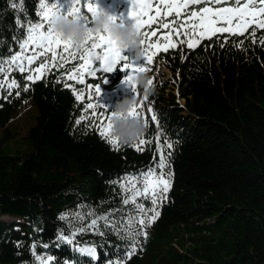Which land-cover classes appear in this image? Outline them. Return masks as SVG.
I'll return each instance as SVG.
<instances>
[{
    "label": "trees",
    "instance_id": "trees-1",
    "mask_svg": "<svg viewBox=\"0 0 264 264\" xmlns=\"http://www.w3.org/2000/svg\"><path fill=\"white\" fill-rule=\"evenodd\" d=\"M73 1L58 0L60 11L67 15ZM36 7L37 0H0V56L10 59L9 48L17 47L15 21L18 17L23 22L25 13L35 21ZM82 11L91 27V13ZM262 32L256 33L257 43L233 35L223 48L213 37L194 50L178 45L159 52L151 70L142 72L153 81L147 94L135 82L138 73L133 75L135 91L123 82L112 94L96 93V80L85 75V83L76 84L85 99L77 101L63 82H53L64 69L28 82L25 92L22 77L27 73L13 68L5 79L14 77L20 88L7 98L0 93V264H40L35 257L48 255L53 257L49 264H90L91 257L74 251L77 245L96 247L95 264L119 260L117 253L126 242L111 225L121 228L133 205L122 202L127 193L113 181L151 165L154 152L147 145L144 151L127 146L115 151L93 127H86L91 121H75L84 103L91 102L107 124L117 102L143 92L148 100L142 98L137 108L149 122L143 138H151L154 149L156 137L163 144L167 136L173 144L165 149V155L171 152L173 178L159 218L146 229L147 239L141 238L136 254L123 264H264ZM240 40L242 47H235ZM210 43L214 46L205 50ZM163 68L171 71L170 77ZM106 74L113 83L119 80L118 71ZM27 98L36 110L28 141L24 148L9 151V126ZM149 104L158 124L151 120ZM100 216H108V228ZM92 218L98 227L70 237L72 245L57 240L61 232L69 235L70 228L87 227Z\"/></svg>",
    "mask_w": 264,
    "mask_h": 264
},
{
    "label": "snow or ice",
    "instance_id": "snow-or-ice-1",
    "mask_svg": "<svg viewBox=\"0 0 264 264\" xmlns=\"http://www.w3.org/2000/svg\"><path fill=\"white\" fill-rule=\"evenodd\" d=\"M75 4L77 6L72 7L68 15L79 14L88 23L89 18L83 15V8L91 13V18L99 8L92 0H87L86 4H82L81 0H75ZM193 5L203 6L197 9L191 7ZM13 7H16V4H13ZM58 11H60L58 0L56 3H50L49 0H37L35 21L28 17L27 13L24 14L23 22L17 17L15 21L17 33L13 37L17 47L15 50L9 48L10 59L0 56V93H4V98L11 95L12 89L20 88L14 77L5 79L13 68L18 73H27L22 77L25 82L23 87L25 92L30 86L28 82L35 83L46 77L53 69H64L59 73V78H54L53 82H63L64 87H69L73 92L75 100L83 102L84 92L78 90L76 84H84L85 75L95 77L98 72L112 73L119 65L120 71L129 73L123 82L132 86L135 91L133 75L150 71L154 57L161 51L168 52L170 48L176 49L178 45L194 50L201 45L202 41H212L213 37H216L219 47L223 48L227 45L229 37L233 35L245 36V39L251 38L252 43H257V31L264 30V0H155V2L153 0H132V9L129 14L135 20L144 45V62L135 64L123 54L126 49L118 47L110 37L102 32H90L85 46L79 49L74 47L70 41L62 39L51 25L52 16ZM21 28L26 35L20 33ZM249 28L252 30L248 31ZM143 29L147 31H142ZM224 33H228V36H223ZM152 37L155 39L153 40ZM259 43L264 45V40H259ZM243 44L244 40L234 42L235 47H242ZM213 46L210 43L205 46V50ZM93 53L96 55L95 59ZM76 61L79 63H75ZM34 63L35 67H32ZM69 63H72L73 67L68 68ZM68 81L74 83L69 85ZM103 83H107L106 78ZM152 83V80L148 81L149 86ZM94 91L100 93L101 87L96 85ZM16 94L19 95V91ZM88 95L91 96L92 93L89 92ZM143 99L147 101L148 96L145 95ZM96 108L97 106L91 102L84 103L83 114L75 123L91 121L86 127H93L115 151H120L124 146L136 151H144V146L147 145L148 150L154 152L151 165L113 181L118 184L123 193H127L126 196H122V202L125 205L129 203L133 205L131 214L127 217L126 223L122 222L121 228H117L114 223L111 225L118 239L126 243L117 253L119 260H108L106 264H123V261L136 254L141 238L147 239L146 229L159 218V208L167 201L166 194L171 189L173 173L168 163L171 152L165 155V149H171L173 144L168 141L167 136H164V143L161 144L159 135L156 137L154 149L151 138L142 137L134 143L123 144L110 134L111 118L107 124H104L103 114H97ZM129 115H140L137 106ZM151 120L158 124L155 113H152ZM145 123L148 125L147 119ZM165 168L168 170L165 171ZM138 199L139 202H137ZM75 215L83 219L78 213ZM60 219L65 220L67 217L61 216ZM99 219L105 222L106 228L109 227L108 216H100ZM97 227V218H92L87 227L81 225L79 229L70 228L69 235L66 236L61 232L57 235V240L72 245L73 239L70 237H74L78 232H87ZM97 234L103 235L102 232H97ZM36 246V244L31 245L34 255ZM42 247L47 248L48 245L44 244ZM74 251L91 257L93 260L97 259L96 247H76ZM35 258L40 264H49L53 260L51 255ZM62 264H67V262L63 261Z\"/></svg>",
    "mask_w": 264,
    "mask_h": 264
},
{
    "label": "clouds",
    "instance_id": "clouds-1",
    "mask_svg": "<svg viewBox=\"0 0 264 264\" xmlns=\"http://www.w3.org/2000/svg\"><path fill=\"white\" fill-rule=\"evenodd\" d=\"M83 20V22H82ZM53 30L64 40L70 41L74 47L83 48L90 32L104 33L120 48L132 52L136 60L144 57L143 37L135 24L118 22L117 18L105 8H98L91 18V27L79 14L66 15L56 12L51 19ZM93 58H96L93 53ZM135 82L145 92L150 91L146 73H138ZM137 97H125L115 105L111 116L110 134L123 144L134 143L142 138L147 131V124L142 114L130 116L129 113L137 106Z\"/></svg>",
    "mask_w": 264,
    "mask_h": 264
},
{
    "label": "rangeland",
    "instance_id": "rangeland-1",
    "mask_svg": "<svg viewBox=\"0 0 264 264\" xmlns=\"http://www.w3.org/2000/svg\"><path fill=\"white\" fill-rule=\"evenodd\" d=\"M99 4L103 6V0H98ZM113 3H107V5H104L103 8H109ZM230 6V5H229ZM130 9H128V5H125L123 9L120 11V17L122 23L125 24H135L134 18L130 16ZM124 50L123 54L127 57L132 55V52L126 53ZM131 60L135 64H139L140 60H136L134 54L131 57ZM166 73L167 77H170L171 71L163 68ZM103 83V82H102ZM36 113L35 107L30 99H24L22 102V105L19 107L18 111L14 115L12 122L10 124V129L12 133L11 139L6 143V148L9 151H15L16 148H24L26 146V142L28 139H26V134L28 132V128L30 125L34 122V114ZM2 134V131L0 130V135Z\"/></svg>",
    "mask_w": 264,
    "mask_h": 264
},
{
    "label": "bare ground",
    "instance_id": "bare-ground-1",
    "mask_svg": "<svg viewBox=\"0 0 264 264\" xmlns=\"http://www.w3.org/2000/svg\"><path fill=\"white\" fill-rule=\"evenodd\" d=\"M99 86H100V87H101V89H103V90H104V89H105V90L107 89V88H105V85H104L102 82H101V83H99Z\"/></svg>",
    "mask_w": 264,
    "mask_h": 264
}]
</instances>
